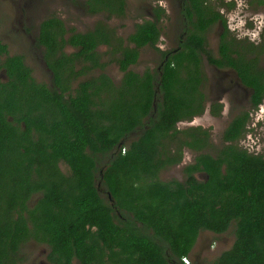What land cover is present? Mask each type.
Masks as SVG:
<instances>
[{"label": "trees", "instance_id": "trees-1", "mask_svg": "<svg viewBox=\"0 0 264 264\" xmlns=\"http://www.w3.org/2000/svg\"><path fill=\"white\" fill-rule=\"evenodd\" d=\"M201 4L205 7L197 3L195 22L187 12L192 28L183 50L170 55L155 79V108L149 74L142 79L128 71L119 87L101 74L80 83L68 105L55 91L35 85L18 57H7V81L0 82V264L20 263L19 247L28 242L49 249L52 264L73 259L79 264H184L183 257L197 264L196 251L206 246L203 233H224L232 224L237 238L232 249L200 264H264L262 156L229 147L215 160L196 158V168L200 164L209 175L207 181L190 174L182 183L159 178L180 162L184 147L199 149L207 143L208 134L200 127L177 128L205 111L204 59L237 73L253 90L251 108L264 98V38L258 43L227 40L225 19L210 0ZM219 20L224 33L216 58L206 49L204 34ZM145 24L137 25L131 37L137 46L157 40L155 26ZM83 41V60L94 61L92 53L87 55L94 40L85 36ZM136 60V51L128 49L122 69ZM97 79L103 82L96 86ZM247 118L248 111L236 115L224 140L241 138ZM97 154L106 160L102 179L115 209L93 187ZM60 163L70 168L68 174L61 172ZM34 192L40 198L29 208L24 201Z\"/></svg>", "mask_w": 264, "mask_h": 264}, {"label": "flooded vegetation", "instance_id": "flooded-vegetation-1", "mask_svg": "<svg viewBox=\"0 0 264 264\" xmlns=\"http://www.w3.org/2000/svg\"><path fill=\"white\" fill-rule=\"evenodd\" d=\"M201 1L202 0H0V82L4 83L7 81L6 72L9 67L8 64L6 66L7 60L18 57L23 64L22 66L27 71L29 79H32L35 85L45 87L51 92L55 91L58 95L62 96L64 101L63 104L66 103L71 105L72 103L69 102V100L75 98V89L78 85L84 83L86 80L99 78L101 74L109 78L114 87L122 85L124 73L128 71L133 72V74H136L142 79H146V74H149L152 77L149 84L155 87L153 98V107L155 108L154 103L157 101V95L159 93L155 79L160 76L162 65L171 57L170 55L173 56L183 50L184 44L188 41V30L192 28L187 19V12L189 11V14L192 15V19L195 22L197 17V3H199L198 7L200 9L205 7V3L202 5ZM210 1L212 3L211 5H213L214 0ZM260 5L263 6L264 4ZM131 8H135L138 13L134 14ZM216 10L224 18L223 13L218 9ZM145 23H151L155 26L158 32L156 35L157 40L153 44L147 43L143 46H137V44L131 40V37L136 34L137 25H147ZM221 23V20H219V25L212 26H219L220 28L215 38L216 43L214 46L215 48L213 47L214 50L206 45V49H210L216 58L220 57L218 54L219 37L224 33L223 28L220 26ZM166 26L169 27L172 36H174L172 42L169 41L165 35ZM208 30L204 34L205 39L207 38L206 34ZM85 36H90L94 40L92 52L90 51L87 53V55L93 54L94 61L83 60L84 54H82L81 51L83 50V37ZM164 36L167 39L166 42ZM261 37L264 38V34H261L260 39L254 43L260 42ZM231 38L236 39L229 31L226 34V39L230 41ZM205 41V44H208L207 40ZM163 42L166 43L165 48L160 46ZM146 48L158 54V58H155L157 63L155 64L153 61L155 67L151 69H145L144 71L135 70L141 52ZM128 49L136 51L137 60L135 63L127 64L125 70H123L122 63L126 61ZM7 57L9 58L7 59ZM203 66L207 79L205 83L208 82L209 84V86L205 88L207 91H204L203 88V92L206 94L205 111L201 115L195 116L189 122H180L177 124V128L179 130L187 129L190 127L185 126L187 123H191L195 118L205 113L212 118H223L226 121L223 124L222 131L219 133L218 142L213 140V132L210 127L193 126L200 127L201 130L207 132V143L199 149L191 150L184 147L180 162L170 166L160 174L162 175L168 171H176L174 177L167 180L160 179L163 182L172 183V181H178L182 183L188 179V174L198 182L207 181L209 175L206 171H203V167L200 164L199 167L196 168V158L200 155H208L215 160L227 154L229 147L239 151H245L252 156H262L264 158V151L261 153L251 148H243L239 145L244 136L246 137L245 134H249L253 131L249 127L250 121H252L250 116H253L251 111L257 110L259 106L264 103V98L259 106L251 108L250 96L253 90L244 85L232 68H218L213 64L207 63L205 59L203 60ZM108 67L115 68L121 73V78L118 83L113 82L112 77L106 73ZM224 70L234 72L235 81L222 79L221 74ZM223 76H226V74H223ZM101 82L103 81L97 79L96 86L100 85ZM58 83L60 85H58ZM16 84L19 86L20 81L18 80ZM28 84L35 87L30 80H28ZM220 85L223 87L217 90ZM60 86L64 89L63 91L59 88ZM21 87L22 86L19 88ZM88 92H91V89H89ZM215 93L217 95L214 97L213 95ZM228 97H230L229 99L232 100V102H229ZM221 98H226L230 103L228 117H225L223 113L224 106L220 102ZM237 100H239L238 104L240 105L238 107H241L238 109H236L235 103ZM219 106H221V108ZM154 111L155 109L153 112ZM242 111H248L245 132L242 137L237 140L231 142L225 141L224 135L226 130L231 125L235 116L242 114ZM151 116L152 113H149L144 116V119L148 120ZM8 120L11 121L12 118L8 117ZM32 134H34V130ZM132 140H134L133 137H131L130 141ZM252 145L255 146L256 144L253 143ZM124 150H126L125 147L122 149V153ZM187 154L190 155V158L186 157ZM103 158L104 157L100 154L96 156L94 161V168H96V171L92 169V183L97 197L101 198L104 202L107 201V203L115 209V200L102 179L103 172L106 169V166H104L106 160H103ZM24 163L28 164L29 162ZM58 166L62 173L68 174L70 172L68 166L62 163ZM188 169H191L190 173ZM221 171L222 173L225 172V165L221 166ZM38 198H40L38 193H31L24 201L25 206L33 208ZM14 214L15 216L18 215L16 212H14ZM115 214L120 215L117 210H115ZM129 217L133 220V215L131 213H129ZM138 226L141 225L138 224ZM235 231L236 228L234 224H232L224 233L213 234L208 231L204 232L206 233V239L202 240H204L206 244V246H203V248H206V251L208 247L213 248L217 246L220 249L223 247V243L227 241L230 243L228 244L227 242L228 246L221 250L210 261H213L221 253L232 249L237 239ZM152 234L153 232L149 231V235ZM199 241L200 239L197 240V243ZM29 245L32 250L26 251ZM35 248H38L37 252L35 251V253H33ZM39 249L40 251H38ZM49 253V249L38 246L35 242L21 244L18 256L24 259L18 264H25V262H27L26 264H35L37 261L36 257H39V264H52L48 260ZM201 259L202 257L200 260ZM206 261L208 262V260ZM70 264H79V262L73 259Z\"/></svg>", "mask_w": 264, "mask_h": 264}, {"label": "rangeland", "instance_id": "rangeland-1", "mask_svg": "<svg viewBox=\"0 0 264 264\" xmlns=\"http://www.w3.org/2000/svg\"><path fill=\"white\" fill-rule=\"evenodd\" d=\"M221 2L224 3V5H231L229 9L226 6H220ZM257 0H214L213 6L216 7V9L220 10L223 13V16L225 18L227 27L232 35L236 37L238 41H251V42H257L260 39V35L264 34V5H260ZM129 6V4H128ZM131 11H133L134 14H137V10L135 8H131ZM165 35L167 36V39L172 42V39H174V36H172V33L168 26H166ZM220 31L219 26L212 27L208 30L206 34V40L208 43V47L212 50L216 43V36L218 35ZM166 37L164 36L165 42L167 41ZM164 43V42H163ZM160 44V46H163L165 48V44ZM215 48V47H214ZM156 56V57H155ZM155 58H158V54L155 52L153 53L151 49H144L141 52L139 62L137 66L135 67V70L138 71H144L145 69H151L155 67V64L157 63V60L155 61ZM153 61L155 64H153ZM106 73L109 74L113 82L118 83L121 78V73L113 69L112 67H108L106 69ZM223 74H226V76H223ZM38 76V75H37ZM41 76V75H40ZM44 78V76H43ZM220 78V76H219ZM221 78L225 80H233L235 81V74L234 72H229L227 70L222 71ZM220 80V79H219ZM209 86L208 82L205 83L204 91H207L205 88ZM219 86V85H218ZM223 86L220 85L217 90L221 89ZM212 88V87H211ZM240 90V89H239ZM226 94V93H225ZM217 94L215 93L213 96L215 97ZM227 96V94H226ZM229 102H232V100L229 99ZM226 98H221L220 102L224 106V114L225 117L229 116L230 112V103L228 102ZM239 100H237L236 103V109L241 108L238 103ZM264 102V101H263ZM234 104V103H233ZM253 116H250L252 121H250L249 127L253 131L249 134H245L246 137L240 141L239 145L243 148L253 149L254 151L263 153L264 151V103L259 106L257 110L251 111ZM225 119H217L210 117L207 113L204 115L195 118L191 123H187L185 126H201V127H210V129L213 132V140L215 142L219 141V133L222 131L223 124L225 123ZM184 126V125H183ZM255 143L256 145L253 146L252 144ZM187 158H190V155H186ZM176 172V171H175ZM172 171H168L160 175L161 180H167L171 177H174V173ZM202 239H206V233H204ZM228 242V241H227ZM223 243L222 248H218L217 246H214L213 248L208 247L207 251L206 248H202L196 251V253L200 252V258L201 260L197 262V264H200L201 262H205L208 260H212L221 250L225 249V247L230 244ZM199 243V242H198ZM38 248H35L33 250V253L35 251L37 252ZM32 248L29 245L28 249L26 251H31ZM40 251V249L38 250ZM39 257H36V263L39 264ZM189 259V264L191 263V259ZM203 260V261H202ZM27 262H25L26 264Z\"/></svg>", "mask_w": 264, "mask_h": 264}, {"label": "built area", "instance_id": "built-area-1", "mask_svg": "<svg viewBox=\"0 0 264 264\" xmlns=\"http://www.w3.org/2000/svg\"><path fill=\"white\" fill-rule=\"evenodd\" d=\"M181 261H182L184 264H189V259H188V257H183V258L181 259Z\"/></svg>", "mask_w": 264, "mask_h": 264}, {"label": "water", "instance_id": "water-1", "mask_svg": "<svg viewBox=\"0 0 264 264\" xmlns=\"http://www.w3.org/2000/svg\"><path fill=\"white\" fill-rule=\"evenodd\" d=\"M120 145H121V144H120ZM120 145H119V146H120Z\"/></svg>", "mask_w": 264, "mask_h": 264}]
</instances>
